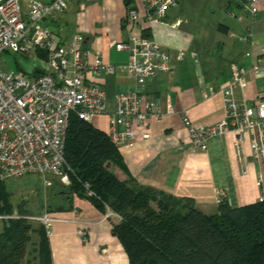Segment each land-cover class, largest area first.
<instances>
[{"label": "crops", "instance_id": "crops-1", "mask_svg": "<svg viewBox=\"0 0 264 264\" xmlns=\"http://www.w3.org/2000/svg\"><path fill=\"white\" fill-rule=\"evenodd\" d=\"M246 3L247 0H179L164 19L151 23L142 0L129 1V7L139 14L135 22L127 19L126 0H71L67 11L49 22L64 39L82 34L92 59L99 53L106 63L116 66L114 74L91 78L106 92L107 112L93 121V126L106 133L117 105L116 96L135 88L124 69L129 53L117 51L114 43L126 42L131 36L147 37L174 57L180 50L186 52L183 61L172 60L170 72L160 73L148 84L147 95L159 100L162 118H151L137 126L135 145L118 149L121 165L109 167L117 178L126 181L132 177L140 185L178 198H192L206 214L217 212L221 197L234 209L261 200L263 191L257 184L260 167L250 156L249 138L244 145L248 155V173L244 174L234 128L210 139L206 151L194 152L182 122L184 114L195 123L209 126L223 118L220 89L231 81L233 63L248 71V86L236 90L237 99L255 103L264 96V54L259 50L264 47V0L259 1L256 16L244 10ZM257 63L262 73L254 75L250 71ZM210 89L214 94L205 96ZM169 106L173 114L167 112ZM54 198L53 194L49 201L53 202L52 209L64 204L62 197ZM73 207L50 212L56 218L53 236L48 238L52 264H130L112 234V222L120 219H106L87 198L74 197ZM80 229L88 232L85 239L78 235ZM32 236L37 238L34 242L32 239L28 254L31 252L32 264H38L34 249L40 238L37 232Z\"/></svg>", "mask_w": 264, "mask_h": 264}, {"label": "built area", "instance_id": "built-area-1", "mask_svg": "<svg viewBox=\"0 0 264 264\" xmlns=\"http://www.w3.org/2000/svg\"><path fill=\"white\" fill-rule=\"evenodd\" d=\"M179 0H142L149 22L164 19L168 10ZM260 0H247L245 11L251 16L259 12ZM71 0H0V56L5 52L40 59L44 72L34 75L7 72L0 65V181L19 179L28 175L54 176L64 185L70 184L65 159L66 134L71 114L93 124L97 115L107 112L105 90L91 78L114 74L116 66L106 63L97 53L93 59L85 49V37L80 33L64 39L49 22L66 12ZM127 19L137 21L136 9L128 10ZM178 27V25H175ZM248 37H252L249 33ZM254 46L256 44L252 42ZM117 51L129 53L124 67L127 76L135 82L134 91L116 96V108L109 119L110 141L119 149L133 147L135 129L148 119L160 120V102L147 95L148 84L160 73L172 70V60L183 61L186 52L180 50L174 57L160 43L147 37L131 36L126 42L114 43ZM264 54V47L259 48ZM40 54L44 56H40ZM232 79L220 89L224 116L215 125L195 123L187 114L182 122L187 128L194 152L206 151L214 137L226 135L232 128L237 132V156L247 174L245 141L250 139V156L259 165L257 184L264 201V96L255 103L240 101L236 90L248 86V71L237 63L231 65ZM262 73L254 64L250 71ZM208 94H214L210 89ZM167 112L173 114L172 106ZM48 186L50 181L45 180ZM92 196L93 193L89 192ZM18 218V216H15ZM105 218L120 216L107 210ZM2 219V217H0ZM29 222H38L48 238L53 236L56 218L48 211L39 216H26ZM78 235L86 238L88 232L80 229Z\"/></svg>", "mask_w": 264, "mask_h": 264}, {"label": "trees", "instance_id": "trees-1", "mask_svg": "<svg viewBox=\"0 0 264 264\" xmlns=\"http://www.w3.org/2000/svg\"><path fill=\"white\" fill-rule=\"evenodd\" d=\"M43 72L37 68L33 74ZM65 159L70 184L58 178L52 188L64 204L50 206L48 212L73 209L74 197L89 199L104 214L111 210L120 216L112 222V234L130 264H264V201L234 209L221 197L217 212L206 214L192 198L140 185L132 177L122 181L109 169L121 165V154L108 133L75 113L67 129ZM7 182L0 181V264H23L36 232L35 259L52 264L44 228L35 229L25 219L31 212L25 202L13 203Z\"/></svg>", "mask_w": 264, "mask_h": 264}, {"label": "rangeland", "instance_id": "rangeland-1", "mask_svg": "<svg viewBox=\"0 0 264 264\" xmlns=\"http://www.w3.org/2000/svg\"><path fill=\"white\" fill-rule=\"evenodd\" d=\"M204 6V5H203ZM201 13V12H199ZM0 65L7 72L20 73V70H24L26 73L31 74L35 69L42 68L44 66L43 62L36 58L15 55L12 52H5L0 56ZM45 180L52 183L48 186ZM58 178L54 176H46L43 178L41 175H28L19 179L9 180L7 183L12 192V201L17 206L21 202L26 203V207L30 210L31 215L39 216L45 211H48L51 201V197L54 194V183L58 182ZM50 204V205H49ZM31 224L38 228L40 224L38 222H31ZM2 224L0 222V229ZM36 236H32L33 242ZM32 249V245H29L28 251ZM31 253V252H30ZM27 254L23 264H32V255Z\"/></svg>", "mask_w": 264, "mask_h": 264}]
</instances>
